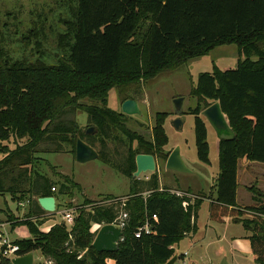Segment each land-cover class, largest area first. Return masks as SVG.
Returning <instances> with one entry per match:
<instances>
[{
  "label": "trees",
  "instance_id": "obj_1",
  "mask_svg": "<svg viewBox=\"0 0 264 264\" xmlns=\"http://www.w3.org/2000/svg\"><path fill=\"white\" fill-rule=\"evenodd\" d=\"M62 1L72 15L67 31L57 39L54 64L43 57L34 62L0 58V195L29 203L25 219L15 223L26 226L30 234L14 242L18 255L38 251L50 264H106L108 257L115 264H166L175 256L174 246L196 233L198 210L208 200L210 219L240 223L249 233L254 262L264 264L263 194L251 187L253 203L243 208L236 203L238 162L264 165V0ZM34 33L31 28L21 38L25 46L36 38ZM227 45L237 48L236 67H213L211 73L199 74L189 93L197 99L189 114L194 117L199 161L208 164L209 153L201 106L205 110L218 103L235 134L233 141H218L219 173L210 194L194 199L190 191L178 195L160 187L157 173L147 180L132 179L137 155H151L155 161L168 158L163 150L167 115L155 116L151 140H145L127 128V116L108 107L109 92L127 86L137 92L141 82ZM127 100L135 101L128 97L122 103ZM79 113L87 115L86 127L95 128V135L79 127ZM77 139L95 150L99 146L102 163L130 181L129 195L85 200L69 229L64 222L41 231L42 222L37 221L45 212L37 200L53 197L55 184L41 172L39 155L70 154L75 159ZM123 139L127 150L116 158L107 144ZM58 175L64 181L62 193L80 190L69 177ZM146 221L152 233L136 239ZM92 225H122L115 253L94 251L97 233L91 232ZM0 264L8 263L2 259Z\"/></svg>",
  "mask_w": 264,
  "mask_h": 264
},
{
  "label": "rangeland",
  "instance_id": "obj_2",
  "mask_svg": "<svg viewBox=\"0 0 264 264\" xmlns=\"http://www.w3.org/2000/svg\"><path fill=\"white\" fill-rule=\"evenodd\" d=\"M71 15L68 4L61 0H0V58L3 60L7 57L12 62L21 60L34 62L43 57L46 63L54 64L57 39L67 31L68 26L65 24L70 21ZM31 28L35 29L33 35L36 38L31 40L29 46H25L21 38L27 36ZM239 59L236 46L216 47L208 55L190 60L176 71H164L153 80L141 82L137 92H132L131 86L115 88L109 92L108 107L116 112L121 113L124 98L135 99L141 114L127 116L126 126L130 131L143 136L145 140H151L156 125L155 116L167 115L163 130L168 141L163 150L169 157L174 148H179L181 159L190 173L168 171L165 169L168 158L158 159L155 173L158 174L159 184L162 187H168L179 193L190 191L191 195L188 196L191 199L198 195L210 194V189L219 173L218 140L213 129L206 123L208 164L199 161L195 145L194 117L189 114V109L196 108L197 99L192 98L189 93L196 85L199 74L211 73L213 66L221 71L234 69ZM177 98L184 99L182 113L179 115L174 112L173 105V101ZM203 110L201 106L200 111ZM175 119H179L182 123L180 132L171 126ZM76 122L85 133L90 128L86 127L88 118L84 113L77 115ZM127 144L125 139L115 143L108 142V151L114 157L120 158L125 154ZM8 146L11 148L12 144ZM96 148L98 150L99 146L96 145ZM39 157L43 159V164L39 165L41 172L55 184L57 192L53 195L57 199V204H71L72 208L67 209L66 213L72 216L85 200L99 201L108 196L124 198L129 195L130 181L115 169L103 164L99 158L86 164H78L73 157L60 154H43ZM50 167L60 170L79 185L80 190L75 187L69 189L68 193H62L64 181ZM263 169L264 165L258 163L246 169L243 161L238 162L236 202L239 207H247L253 203L255 195L247 187L255 186L260 189L264 198V177L261 175ZM151 175L147 173L139 179L147 180ZM18 204L11 195H0V222H5L9 215L24 220L28 207L27 205L19 207ZM209 206L210 202L204 200L198 210L196 233L186 236L174 246L175 257L185 256L183 260L178 259L175 264H220L222 260H226L228 264H256L250 252L249 242L245 239L249 233L231 218H224L223 222L212 221L209 216ZM64 222L63 216L58 214L49 224ZM66 226L70 228L67 224ZM91 232H96L95 226L91 227ZM4 233L3 236L12 242L26 240L30 236L28 228L24 225H18L13 230L4 229ZM32 255L34 264H45L40 252H34ZM106 264H115V261L108 257Z\"/></svg>",
  "mask_w": 264,
  "mask_h": 264
},
{
  "label": "water",
  "instance_id": "obj_3",
  "mask_svg": "<svg viewBox=\"0 0 264 264\" xmlns=\"http://www.w3.org/2000/svg\"><path fill=\"white\" fill-rule=\"evenodd\" d=\"M183 98H177L173 101L174 112L179 115L182 113ZM121 114L133 117L139 116L140 110L138 104L134 100H127L121 105ZM201 117L213 129L218 141H233L235 134L230 129L225 116L223 115L218 103H214L201 112ZM171 126L178 132L182 130V123L179 119H175ZM95 128L91 127L86 131V135H94ZM98 153L95 149L86 143L77 139L75 148V161L78 164H86L98 159ZM136 171L132 174V179H139L141 176L156 172V161L151 155H137L135 157ZM165 169L171 172L186 174L190 171L181 159L179 148H174L170 153ZM39 207L49 214L56 212L55 198L45 197L37 200ZM122 240V231L114 225H106L99 228L92 243V248L97 253L112 254L117 251V246ZM177 257H172L166 264H175ZM10 264H33V255L19 256L14 258ZM220 264H228L226 260H222Z\"/></svg>",
  "mask_w": 264,
  "mask_h": 264
},
{
  "label": "crops",
  "instance_id": "obj_4",
  "mask_svg": "<svg viewBox=\"0 0 264 264\" xmlns=\"http://www.w3.org/2000/svg\"><path fill=\"white\" fill-rule=\"evenodd\" d=\"M236 50H237V48H236ZM213 67H216V66H213ZM217 68V67H216ZM60 155H65V156H71L70 154H60ZM72 157V156H71ZM240 161H243V166H244V168H248L249 166H252V165H254L255 163H253V162H249V161H247V160H245V159H243V160H240ZM41 164H43V162H40L39 163V165H41ZM263 165V164H262ZM40 167V166H39ZM54 169H55V173L56 174H60V175H63V176H65L63 173H61L60 172V170L58 171V170H56V167H53ZM40 169H41V167H40ZM264 170V169H263ZM263 170H261V175H263V177H264V171ZM245 171V170H244ZM160 187H162L161 185H160ZM253 187H255V186H253ZM249 188H251V187H247V189L249 190ZM256 188V187H255ZM257 189V188H256ZM259 191H260V189H258ZM57 192V191H56ZM56 192H54V193H56ZM261 192V191H260ZM54 193H52V194H54ZM262 193V192H261ZM263 194V193H262ZM12 197V196H11ZM53 197L55 198V196L53 195ZM13 198V197H12ZM14 199V198H13ZM14 200H16L17 201V203H23V205H27V207H28V211L24 214V215H27L28 214V212H29V203H27V201L26 200H17V199H14ZM92 201V200H91ZM237 203V202H236ZM55 205H56V212L54 213V214H49V213H46L45 211H43L41 208V210L43 211V212H45L44 214H40V216H39V220L40 221H37V223H39V222H42V225L40 226V230L41 231H44V232H47L51 227H53L54 225H56L57 223H51V224H49L53 219H54V217H55V215H63V213L67 210V206L68 205H71V204H62V203H60V205H58L57 204V199L55 198ZM18 206H19V204H18ZM20 207V206H19ZM62 209H64V210H62ZM62 211H64V212H62ZM21 217H16L15 215H9L8 216V218H7V220L5 221V222H0V233L2 234V235H4L5 233H4V229H7V228H11V230H13L16 226H15V223L16 222H19V221H22L21 219H20ZM234 222V221H233ZM92 226H95L96 227V232L95 233H97V231L99 230V228H100V226H97V225H92ZM91 226V227H92ZM47 227V228H46ZM44 229H46V230H44ZM248 237L249 236H247L245 239L246 240H248ZM30 238V236L27 238V239H29ZM15 242V241H14ZM249 242V241H248ZM249 248H250V244H249ZM251 252V251H250ZM43 257V256H42ZM44 262H45V264H50L47 260H45L44 259ZM33 264H34V258H33Z\"/></svg>",
  "mask_w": 264,
  "mask_h": 264
},
{
  "label": "built area",
  "instance_id": "obj_5",
  "mask_svg": "<svg viewBox=\"0 0 264 264\" xmlns=\"http://www.w3.org/2000/svg\"><path fill=\"white\" fill-rule=\"evenodd\" d=\"M56 188H52L51 189V193L56 192ZM176 194L181 195L182 193L177 192ZM28 203V202H27ZM19 206L22 207L23 203H19ZM63 219L65 221V224H67L68 226H71L73 224V216L69 213H66V211L63 213ZM152 220H156V217L153 216ZM117 228L121 229L122 225H114ZM152 233V228H151V224L146 221L144 223L143 226H141L137 232L135 233V238L139 239L142 236H148ZM19 252V246L16 245L14 242L10 241L6 236H1L0 237V258L7 261L8 264L11 263V261L16 258L19 257L18 255ZM185 257V256H184ZM183 257V259H184Z\"/></svg>",
  "mask_w": 264,
  "mask_h": 264
}]
</instances>
